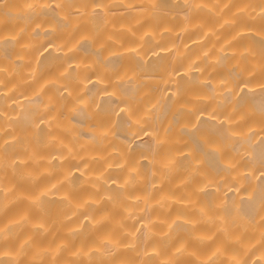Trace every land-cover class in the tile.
Instances as JSON below:
<instances>
[{
	"label": "bare ground",
	"instance_id": "1",
	"mask_svg": "<svg viewBox=\"0 0 264 264\" xmlns=\"http://www.w3.org/2000/svg\"><path fill=\"white\" fill-rule=\"evenodd\" d=\"M262 13L0 0V264H264Z\"/></svg>",
	"mask_w": 264,
	"mask_h": 264
},
{
	"label": "clouds",
	"instance_id": "2",
	"mask_svg": "<svg viewBox=\"0 0 264 264\" xmlns=\"http://www.w3.org/2000/svg\"><path fill=\"white\" fill-rule=\"evenodd\" d=\"M264 15V13H262ZM16 233L14 231H9L5 233L3 230H0V244H2L5 240H7L9 237L15 238ZM30 247V244L28 241H25L23 245H21V250L26 249ZM7 255V253H0V257ZM9 264H14V262H9Z\"/></svg>",
	"mask_w": 264,
	"mask_h": 264
}]
</instances>
